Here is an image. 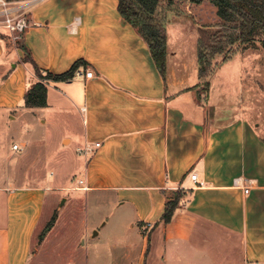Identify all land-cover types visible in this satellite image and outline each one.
Instances as JSON below:
<instances>
[{
  "label": "crops",
  "instance_id": "0c3cea01",
  "mask_svg": "<svg viewBox=\"0 0 264 264\" xmlns=\"http://www.w3.org/2000/svg\"><path fill=\"white\" fill-rule=\"evenodd\" d=\"M118 4L41 0L30 8L23 42L36 66L60 74L84 60L86 67L79 69L93 71L91 78L48 82L45 107L24 105L36 81L34 69L0 33V124L27 114L44 123L42 111H52L61 126L72 128L60 138L64 147L100 143L91 154H81L80 174L70 186L33 178L0 181V264H47L48 258L54 260L49 264H264L259 120L238 113L211 117L201 109L194 95L200 87L191 79L194 59L177 60L167 41L162 72ZM30 144L18 146L23 157H29ZM78 162L69 159L71 167ZM28 167L15 163L13 169L37 174ZM54 188L71 192L61 197L64 205L56 208L53 226L35 243L49 218L46 207L55 201ZM176 193L179 205L164 223L165 205ZM80 200L86 207H107L109 216L85 225L75 256L64 263L62 255L46 254L44 247L55 239L59 220L66 221L62 212ZM64 240L58 239L62 245ZM218 242L226 247L219 249Z\"/></svg>",
  "mask_w": 264,
  "mask_h": 264
},
{
  "label": "rangeland",
  "instance_id": "374dc122",
  "mask_svg": "<svg viewBox=\"0 0 264 264\" xmlns=\"http://www.w3.org/2000/svg\"><path fill=\"white\" fill-rule=\"evenodd\" d=\"M159 17L166 22L168 46L170 50L175 51L176 59H185L187 62L194 59L191 79L200 87L199 92H195L194 95L200 102L201 109H207L211 117L216 115L230 117L238 113L245 115L251 121L259 120L261 126L258 130L264 136V48L260 38L257 37L246 47L234 45L230 55L216 56L208 73L202 77L195 61L197 27L218 22L213 4L209 0H200L198 3L189 0H162ZM4 35L7 38L8 48H13V41L9 35L6 33ZM35 76L38 80L39 77ZM41 76L44 77L45 72H41ZM42 112H44L42 117L46 121L44 123L41 122V117L27 114L20 120H5L0 124V181L8 177L13 183H23L33 178L47 181L52 187H56L58 184L70 186L73 179L79 176L83 157L76 151V144L72 143L64 147L60 142L61 136L72 134V128L61 126L52 111ZM27 140L31 142L29 157H23L24 150L11 148L13 143L24 148V142ZM45 152L48 153L47 158L42 155ZM22 158H25V161ZM72 158L80 162L77 167H71L69 164V159ZM24 162L37 174L28 176L23 173L26 169L19 171L13 169L15 163ZM50 172L52 173L49 175ZM70 192L67 189L52 190L51 193L56 194L52 206L54 211L51 213V206L46 207V214L50 213L49 218L41 224L35 236V243L42 240L41 233L56 208L64 205V202L61 204V197ZM108 213L109 210L105 206L86 207L83 200L78 201L71 211L62 212V218H66V221L59 220L54 231L55 239L44 247L46 254H60L64 257V263L71 262L72 257L75 256L74 248L79 246V235L84 231L85 225H89V222L99 217H104L103 221H105L109 216ZM62 238H65L64 245L59 242ZM217 247L222 249L226 246L218 242ZM214 250L216 249L211 247V251ZM109 255L110 253L105 257L110 258ZM132 256L133 263H136L135 253H132ZM52 261L54 260L48 258L46 263Z\"/></svg>",
  "mask_w": 264,
  "mask_h": 264
},
{
  "label": "trees",
  "instance_id": "16d2710c",
  "mask_svg": "<svg viewBox=\"0 0 264 264\" xmlns=\"http://www.w3.org/2000/svg\"><path fill=\"white\" fill-rule=\"evenodd\" d=\"M189 1L198 3L200 0ZM209 1L216 9L218 22L197 27V64L202 76L208 73L216 56L230 55L234 45L246 47L259 37L264 48V0ZM161 3L162 0H119L118 9L123 19L146 41L157 67L163 72L167 55V34L166 22L159 17ZM15 45L23 51V61L32 64L35 75L39 77L24 95L26 107H45L48 82L70 81L75 77L76 70L86 67L84 60H78L63 73L45 72V76L42 77L43 71L32 60L29 50L24 46L23 37L17 40ZM180 197V194L176 193L166 203L161 217L164 223L170 222L179 205ZM56 217L57 214L54 213L43 229L41 239L51 229Z\"/></svg>",
  "mask_w": 264,
  "mask_h": 264
},
{
  "label": "built area",
  "instance_id": "2783aa9c",
  "mask_svg": "<svg viewBox=\"0 0 264 264\" xmlns=\"http://www.w3.org/2000/svg\"><path fill=\"white\" fill-rule=\"evenodd\" d=\"M41 0H0V32H4L15 43L21 39L25 31L30 27L31 22L29 19L30 8ZM91 78L93 71L91 70H76L75 77ZM100 143L86 144L82 148H77V152L84 155L91 154L95 148L99 147ZM14 150L18 149V145L12 146ZM190 178L196 181L197 173L191 172ZM77 184H82L83 180H77ZM245 192L249 189L245 188Z\"/></svg>",
  "mask_w": 264,
  "mask_h": 264
},
{
  "label": "water",
  "instance_id": "95a60500",
  "mask_svg": "<svg viewBox=\"0 0 264 264\" xmlns=\"http://www.w3.org/2000/svg\"><path fill=\"white\" fill-rule=\"evenodd\" d=\"M96 235V232L93 233V236Z\"/></svg>",
  "mask_w": 264,
  "mask_h": 264
}]
</instances>
